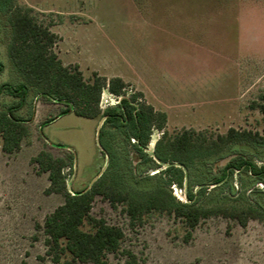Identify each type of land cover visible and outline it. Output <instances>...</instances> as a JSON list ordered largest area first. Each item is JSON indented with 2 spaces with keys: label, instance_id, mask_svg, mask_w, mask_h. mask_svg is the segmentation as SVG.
Returning a JSON list of instances; mask_svg holds the SVG:
<instances>
[{
  "label": "rangeland",
  "instance_id": "374dc122",
  "mask_svg": "<svg viewBox=\"0 0 264 264\" xmlns=\"http://www.w3.org/2000/svg\"><path fill=\"white\" fill-rule=\"evenodd\" d=\"M17 3L31 8L37 21L55 34L52 50L64 66H76L85 81H92L94 73L106 80L120 77L126 84V96L139 93L140 101L164 112L165 138L187 129L215 140L229 128L264 136V0ZM9 38L7 16L1 15L0 62L4 69L0 85L19 86L23 79L7 55ZM35 98L30 92L17 112L28 118L20 150L4 153L0 141V264H54L46 254L42 225L63 199L45 193L47 174L40 173L32 162L40 151L66 161L63 173L70 192L82 190L100 177L139 195L163 183L141 177L157 173L164 165L156 169L140 163L138 153L120 138L122 133L108 125L107 134L115 136L102 140L108 156L100 151L96 132L102 117L69 114L54 118L45 99L35 107ZM15 100L1 94L0 109ZM118 100L103 89L100 107L103 110ZM162 131L152 130L145 149L149 156L163 137ZM239 153L264 164V147L235 144L225 157L208 161L193 172L217 176L231 156ZM229 183L234 191L229 203L264 206V193L252 195L243 189V184L251 186L245 174L234 173ZM256 186L264 192V184ZM188 187L185 180L181 189L174 184L167 188L184 202ZM207 187L212 194L199 197L201 206L217 203L222 194H228V186ZM124 208V204L113 207L97 195L90 211L91 217L123 231L119 250L107 255L109 264H264V222L257 219L242 227L229 218L211 216L200 221L186 242L187 229L172 214L153 211L132 225ZM82 229L91 231V225L84 222Z\"/></svg>",
  "mask_w": 264,
  "mask_h": 264
},
{
  "label": "trees",
  "instance_id": "16d2710c",
  "mask_svg": "<svg viewBox=\"0 0 264 264\" xmlns=\"http://www.w3.org/2000/svg\"><path fill=\"white\" fill-rule=\"evenodd\" d=\"M1 15L7 16L10 28L7 55L23 79L19 86L0 85V95L6 93L16 99L14 103L0 109L2 152L11 154L20 150L27 134L28 118L20 117L17 112L25 105L28 94L33 92L36 97L63 104L66 108L60 114L72 112L86 119L102 117L99 142L105 156L108 154L102 140L110 135L115 136L107 134L105 126L108 125L122 133L119 134L120 138L138 153L140 163H150L156 169L164 165L157 173L141 177L163 183L148 187L140 195L112 182H105L101 177L88 189L86 187L70 192L63 173L66 161L55 158L46 151L38 152L32 162L40 173L47 174L49 184L45 193L58 194L63 199L59 206L45 216L42 225L46 236V254L54 264H109L107 255L119 250L124 236L122 229L90 216L97 195L106 199L113 207L124 204V211L132 225L141 222L144 215L153 211L172 214L186 227V242L191 239V232L200 221L211 216L229 218L242 227L250 219L264 222L262 204L236 206L228 202L234 192L229 183L234 173L245 174L251 183V186L243 184L244 190L250 191L252 195L264 193L258 186L254 187L256 183L264 184V164H258L253 156L243 153L231 156L217 176H209L207 173L197 176L193 172L201 170V166L208 161L225 157V153L235 144L264 147V136L229 128L225 135L218 136L215 140H207L201 133L187 129L173 138H165L162 130L166 114L155 111L152 106L140 101L139 93L126 96V84L120 77L106 80L94 73L92 81H85L76 66H64L52 50L55 34L37 21L31 8L18 5L17 0H0ZM3 69L0 62V73ZM103 89L119 97V100L115 105L102 110L100 97ZM154 128L161 130L163 137L156 141L153 155L149 156L145 149ZM185 180L189 187L186 188L183 202L176 200L167 187L174 184L181 189ZM207 185L214 186L212 189L217 185L228 186V194H222L217 203L201 206L198 204L199 197H209L212 194L207 190ZM84 222L91 225V231L82 229Z\"/></svg>",
  "mask_w": 264,
  "mask_h": 264
},
{
  "label": "crops",
  "instance_id": "0c3cea01",
  "mask_svg": "<svg viewBox=\"0 0 264 264\" xmlns=\"http://www.w3.org/2000/svg\"><path fill=\"white\" fill-rule=\"evenodd\" d=\"M42 101L43 100L40 97H36L35 98V107H37L38 105H41ZM44 102H46V108L48 110L55 112L54 118H57V117L60 118V117L65 116V115L73 114L72 112H68V113H65V114H60V112L66 108L61 103H57V102H54V101H47V100H44ZM53 120H55V119H53ZM40 130H42V128H40Z\"/></svg>",
  "mask_w": 264,
  "mask_h": 264
},
{
  "label": "water",
  "instance_id": "95a60500",
  "mask_svg": "<svg viewBox=\"0 0 264 264\" xmlns=\"http://www.w3.org/2000/svg\"><path fill=\"white\" fill-rule=\"evenodd\" d=\"M100 127H101V125L98 127L97 132H96V144H97V146L99 147L100 151L103 152L104 150H103V148H102V146H101V144H100V142H99V130H100ZM96 179H97V178H95V179L91 182L90 186L92 185V183H93ZM90 186H88L86 189H88Z\"/></svg>",
  "mask_w": 264,
  "mask_h": 264
}]
</instances>
